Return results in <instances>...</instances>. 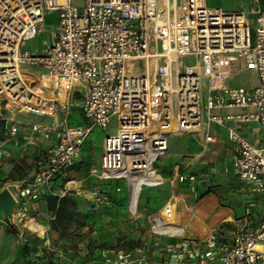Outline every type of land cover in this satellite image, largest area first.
Masks as SVG:
<instances>
[{"label":"built area","instance_id":"2783aa9c","mask_svg":"<svg viewBox=\"0 0 264 264\" xmlns=\"http://www.w3.org/2000/svg\"><path fill=\"white\" fill-rule=\"evenodd\" d=\"M250 10L254 21L243 10L226 11L207 0H82L80 6L70 0H0V164L3 144L19 132L24 149L46 143L16 201L24 205L50 193L92 130L107 127L113 115L118 127L103 139L98 176L123 178L127 185L132 174L158 172L169 136L214 141L208 131L214 122L231 143L232 173L260 197L261 212L257 217L249 202L211 227L203 246L188 238L167 241L161 245L164 256L152 264H264V144L256 145L236 124L254 121L264 129V11ZM51 13L54 29L41 53L23 48ZM188 56L193 63L182 61ZM75 92L82 97L84 123L71 126L66 117ZM225 108L247 110L222 114ZM12 112L26 119L12 118ZM58 112L64 117L57 118ZM212 171L204 163L177 164L174 179L195 180ZM158 174L150 185L164 182ZM92 194L95 205L109 202L98 186ZM184 202L173 195L159 213L147 215L150 232L182 237L184 225L174 220L176 206ZM169 224L182 228L170 232ZM148 260L144 248L136 247L119 252L112 264Z\"/></svg>","mask_w":264,"mask_h":264},{"label":"rangeland","instance_id":"374dc122","mask_svg":"<svg viewBox=\"0 0 264 264\" xmlns=\"http://www.w3.org/2000/svg\"><path fill=\"white\" fill-rule=\"evenodd\" d=\"M56 15L49 14L47 24L43 31L34 38L28 39L23 43V48L29 49L35 53H41L46 41L50 39V33L54 29ZM182 61L186 64L194 62L193 57H185ZM30 71H38L37 68L26 65ZM205 86H201L203 95L202 105L205 101ZM73 107L67 118L68 125L83 123V118L78 106H81L82 97L72 96ZM203 111H205L203 109ZM15 112V116H19ZM24 119H26L23 116ZM52 123V119L47 120ZM118 127L116 115L111 116L110 121L105 128L95 127L86 139L88 148L86 151L87 170L94 174L92 181L93 187L98 186L100 190L107 195L109 202L95 205L92 189L91 194L87 195L82 201L80 198L73 196V201L69 204L70 209L74 212L71 223L61 230H54L50 225L51 213L40 206V201L36 200L34 205H21L12 211L11 216H0V264H22L18 260L19 246L26 241L28 235L35 237V243L38 247H44L53 253L52 261L55 264H112L114 258L121 251L126 250L127 240L141 239L137 247L144 248L146 257L157 254L159 259L164 256L162 241L167 240L170 236L154 235L149 230L147 215L159 213L162 204L171 200L172 196L183 194L190 197V193L196 187L197 192L211 190L214 184L207 186L208 181L196 183L195 180L186 179L176 181L174 179V168L177 164L181 165L183 161L188 160L195 153V149L202 148L203 144L198 137L187 138L185 134L168 138V149L159 157L156 168L163 177L164 182L160 185H152L144 190H139L136 207L134 211L129 208V188L125 179L101 180L98 176L99 157L103 151V139L106 134L113 133ZM95 169V170H94ZM58 183H62L59 177ZM217 180V179H216ZM82 201V202H81ZM19 202V201H18ZM17 202V203H18ZM20 203H18L19 205ZM22 204V202H21ZM256 207V206H255ZM255 207H252L256 214ZM24 212V213H23ZM196 215V214H195ZM32 218L35 222L40 223L41 228L32 229L26 225V218ZM9 226L15 228V232H10ZM153 241L150 242V239ZM160 243H156V240ZM162 240V241H161ZM102 243V246H97ZM136 248V247H135ZM115 252H113L112 250ZM128 249V248H127ZM46 262V261H45ZM40 264V263H38ZM45 264V263H42ZM129 264H136L131 262ZM147 264H151L148 260Z\"/></svg>","mask_w":264,"mask_h":264},{"label":"crops","instance_id":"0c3cea01","mask_svg":"<svg viewBox=\"0 0 264 264\" xmlns=\"http://www.w3.org/2000/svg\"><path fill=\"white\" fill-rule=\"evenodd\" d=\"M70 1L76 6H80L82 3V0ZM207 4L226 11L243 10L251 21H254V18L256 16L255 13L251 12V8H258L264 11V0H207ZM75 96L80 95L75 92L74 98ZM73 106V104L72 106H70L66 118L69 117V113ZM249 109L250 108H248V110ZM78 110H80L81 112L80 106H78ZM245 110H247V108H225L221 109L220 112L224 114L226 112L235 113ZM9 115L10 117L19 120L24 119L22 114H20L19 116H15V112L10 113ZM56 116L59 119L63 118L64 113L58 112ZM236 124H238L237 127L239 132L255 142L256 145L262 146L264 144V129L259 123L250 121ZM208 131L214 136V141L204 143L200 140V142L204 146L203 149L196 148L194 155H192V157L188 160L183 161V163H180V167L187 164H207L208 167H213L214 171L206 173L204 177H196V183L208 181V183L205 184L209 186L211 184L210 180H215L213 182L218 183V185L212 186L211 190L207 192L197 203L194 204L192 203L195 198V192H193V190L191 191L192 193H190V197H188L189 195L185 196L183 194H177L181 198L185 199L184 203H180V205L176 206V215L174 220L175 222L184 225V229L181 235L182 237H169L167 240H161L162 244L167 241L177 242L180 240V238H188L198 240V244H201L203 246L204 244L202 241L206 237L211 227L217 225V223H219V221H221L225 217L231 218L232 215L240 213L241 211H243V209H245L246 206H248L249 202L253 203V208L256 206L255 209L257 217L261 212V208L263 205L260 197L257 195H252L247 190L246 186L242 182H240L231 171L232 147L231 143L226 137L225 129L214 122H210ZM2 136L3 126L2 122H0V138ZM185 136L187 138L197 137V135L193 134H185ZM22 141V133L19 132L14 139L8 140L3 144V148L6 150V154L3 156L0 164V190L3 188H8L16 199L18 197L19 188L32 177L35 170V161L39 157L40 153L43 150V147L46 144L42 143L40 146L28 145L24 149L20 146V143ZM87 146L88 144L85 141L83 146L81 147V151L77 160L67 170V173H65V175H61L62 183L59 184L58 180H55L52 185V191L45 194L63 195L64 193H69L75 198H80L82 201L84 200V198H86L87 195L91 194V183L94 179V174H91L88 171L89 169L87 170L88 165H86L87 163L85 161L86 151L88 148ZM225 166L228 167V171H224ZM175 168L173 174L175 172ZM213 182L212 184H214ZM197 185H194V188L198 189L196 187ZM45 194L41 195L38 199L28 200L25 203V205L27 206V210L30 208L31 204L34 205L36 200L40 201L39 203L41 208L47 210L48 207ZM219 196H221V201L225 202L224 204L220 203ZM17 202L18 201H16V205L13 207V211H16V208L18 209V206L20 208V206L23 205L21 204L20 200L18 202L20 203L19 205ZM228 204H230V206ZM194 209L196 210V215L193 217L191 211H193ZM1 214L4 215L0 208V216ZM175 226L177 227V229L182 228V226ZM152 241L153 238L150 239V242ZM112 251L115 252L114 250ZM157 254L155 255V257L154 255H151L152 257H150L149 255L148 259L151 264L155 261L160 260Z\"/></svg>","mask_w":264,"mask_h":264},{"label":"trees","instance_id":"16d2710c","mask_svg":"<svg viewBox=\"0 0 264 264\" xmlns=\"http://www.w3.org/2000/svg\"><path fill=\"white\" fill-rule=\"evenodd\" d=\"M0 122H2L0 120ZM209 189L202 192H197L196 198L194 200H199L202 198ZM47 199V207L51 213V218L49 220L51 228L54 230H61L63 227H67L72 220L73 211L70 209L69 204L73 201V196L69 193L59 194H45ZM10 232H15V228L12 226L8 227ZM141 239H129L127 240L126 250H133L140 244ZM100 243L97 246H102ZM18 251V260L22 264H55L52 261L53 253L46 250L44 247H38L35 243V237L33 235H28L26 241H24ZM46 261V262H45Z\"/></svg>","mask_w":264,"mask_h":264},{"label":"bare ground","instance_id":"6f19581e","mask_svg":"<svg viewBox=\"0 0 264 264\" xmlns=\"http://www.w3.org/2000/svg\"><path fill=\"white\" fill-rule=\"evenodd\" d=\"M159 174L157 171L151 169L146 175L142 176H137L132 174L131 179L128 181V188H129V208L131 211H134L136 207V201H137V196L138 192L140 190V184L141 183H146V184H151L158 179ZM26 225L32 229L38 230L41 228L40 223L35 222L32 218H26ZM167 229L170 232H173L177 229V227L173 224L167 225ZM260 247V246H257Z\"/></svg>","mask_w":264,"mask_h":264},{"label":"water","instance_id":"95a60500","mask_svg":"<svg viewBox=\"0 0 264 264\" xmlns=\"http://www.w3.org/2000/svg\"><path fill=\"white\" fill-rule=\"evenodd\" d=\"M31 116L45 119V115H37V114H31ZM152 186L150 184L141 183L140 184V190H144L147 187ZM16 205V198L14 195L10 192L8 188H3L0 190V208L5 216H11L13 207Z\"/></svg>","mask_w":264,"mask_h":264}]
</instances>
